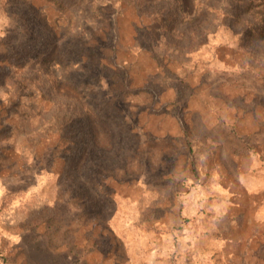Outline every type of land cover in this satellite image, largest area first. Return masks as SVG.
<instances>
[{
    "label": "rangeland",
    "instance_id": "rangeland-1",
    "mask_svg": "<svg viewBox=\"0 0 264 264\" xmlns=\"http://www.w3.org/2000/svg\"><path fill=\"white\" fill-rule=\"evenodd\" d=\"M59 1L0 0V264H264V3Z\"/></svg>",
    "mask_w": 264,
    "mask_h": 264
},
{
    "label": "trees",
    "instance_id": "trees-1",
    "mask_svg": "<svg viewBox=\"0 0 264 264\" xmlns=\"http://www.w3.org/2000/svg\"><path fill=\"white\" fill-rule=\"evenodd\" d=\"M51 2H53L54 4H56L57 6H59V8L61 10H63V13L68 17V19L73 20V17L71 16V11L70 8L65 4V3H61L59 0H49ZM252 1H260L262 3H264V0H252ZM238 2H241L240 0H238ZM214 9V7H212ZM220 10V9H219ZM78 41V40H77ZM81 42V41H80ZM72 45H68L71 48H73L74 46H76L75 43H71ZM79 47H82L83 45L80 43H77ZM70 48V49H71ZM83 52H81L82 54ZM27 56V55H26ZM82 56V55H81ZM52 62H58L60 64V66H63L64 69H69L67 66V60L64 59V55L63 53L60 51V47L54 45V47L52 49H50L48 51V53L46 54V56L44 57L43 61H42V66H44V68H46V72H48L49 75V81L51 83H53V87L58 90L61 94H64L66 96H68V93H62L60 90V81L57 79V77L53 74V72L50 71L49 66L46 67V65H49V63ZM57 132V131H56ZM63 138V135H62Z\"/></svg>",
    "mask_w": 264,
    "mask_h": 264
}]
</instances>
